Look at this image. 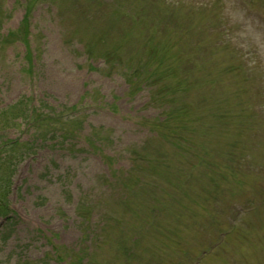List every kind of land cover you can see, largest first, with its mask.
I'll return each instance as SVG.
<instances>
[{
  "label": "rangeland",
  "instance_id": "rangeland-1",
  "mask_svg": "<svg viewBox=\"0 0 264 264\" xmlns=\"http://www.w3.org/2000/svg\"><path fill=\"white\" fill-rule=\"evenodd\" d=\"M27 1L0 0V112L30 97L82 124L67 139L4 133L34 144L11 166L16 217L0 220V264H56L55 251L63 264H264V0H37L32 78L23 43L2 44L22 30ZM102 32L109 48L129 45L91 70L84 47L97 48ZM158 46L169 63L182 59L177 76L188 83L190 122L173 145L170 131L155 138L165 107L125 80L130 50L146 58ZM83 196L97 205L84 209ZM87 230L99 237L90 257L77 253L89 249Z\"/></svg>",
  "mask_w": 264,
  "mask_h": 264
},
{
  "label": "trees",
  "instance_id": "trees-1",
  "mask_svg": "<svg viewBox=\"0 0 264 264\" xmlns=\"http://www.w3.org/2000/svg\"><path fill=\"white\" fill-rule=\"evenodd\" d=\"M35 1L37 0L27 1L26 14L23 19L22 30L9 33V35L5 37L2 42V44L6 46L18 41L23 43V45L25 46L26 60L29 67L25 70V72L27 76H31V78L33 76V63L35 58L28 37L30 34V11L34 6ZM103 35H105V32H102L99 37ZM112 50L113 49L105 50L104 47H85V53L91 61L102 59L105 63L111 62L113 60L119 61L118 51L115 49V52H113ZM163 50L165 51V49ZM161 51L162 50L158 51L156 49V51H150L149 55L146 58L138 57L136 59H134V53H136V51H131L130 54L132 58L129 60V65L132 63L133 60H135V66L128 65V72L127 74H125V79L126 82L129 84L130 88L132 89V92L140 91L144 85L147 86V88L150 90V100L152 101L151 103L155 104L156 106H160L163 108L165 107V109L162 111L160 119L153 120V125L154 128H157L158 133L160 131H170L173 135H171L172 138H170L169 143L174 144V141L177 142L179 140L178 137L184 132V126L187 124V122H190L187 119H190V115L192 112L190 113L187 110V105L189 104L186 102V99L188 96L185 95V93H187L188 91V83L185 80L182 81L177 76V64L181 62L182 59L176 61V63L173 65L168 62L167 57H165L166 54L163 55ZM157 52L158 54L156 55ZM90 69H95L93 64L90 65ZM169 77H173L176 84L173 85L171 83L164 82ZM184 85L186 86L184 87ZM179 94L183 95V100L181 101V109H179V103L176 102ZM72 108L75 110V106ZM41 110L33 106V101L30 99V97H27L16 106L10 107L8 110L0 112V219H4L6 222L5 224L12 222L13 219L16 217L15 212L10 207V201L8 198L13 187V168L11 171V166H14V162L22 160L24 156H26L27 152H24V149L28 150V148L33 144V142L30 140L21 141L20 139L13 140L6 137L4 133L8 132L14 127L25 132H29L32 129H35L36 133L42 132L43 136L46 133L45 129H49L54 134H57L58 130H61V137L63 139H67L70 136L78 134L79 127L82 124L81 123L77 126V124L79 123V119L74 118V121L71 122L68 117L65 118V113H44ZM215 115H217V110L212 111L211 117ZM19 120L21 121L19 122ZM23 120H25V125H22ZM240 120L242 121L243 117H241ZM257 123H255V126ZM174 128H176V130ZM259 141L257 139L255 141V145H258ZM6 152H9V155H4ZM132 156L136 157L132 158L133 160L141 158L140 154L135 153V151L132 153ZM135 167H137V164H135L134 168ZM125 174L126 175L124 177L126 178L127 186L132 188V184L128 177L127 171H125ZM127 196L130 197V195ZM79 205H82L84 209H91V207L93 205L96 206L97 203L89 201L86 197L80 199ZM81 212L83 213L80 215V217H83L81 223L88 224L89 218L87 217L90 212H84V210ZM102 225H104V222L102 223ZM84 235L85 244L87 242H90L89 249L84 246L85 249H79L77 253L79 255H82L84 254V251H86V254L88 255V257H90V255H92L93 253V242L97 241L99 237L91 236L95 235V233H91L90 235L88 230L86 233H84ZM51 245H53V242H51ZM121 247L123 251H128V253H130V256L133 254L129 251V249H126V244H122ZM56 248L57 250H61V248H59L58 246H56ZM54 253L56 254L58 259V262L56 264H63L64 260L62 256L58 255V251H55ZM89 259L81 258L77 260L79 264H91ZM85 261H87V263H84Z\"/></svg>",
  "mask_w": 264,
  "mask_h": 264
}]
</instances>
